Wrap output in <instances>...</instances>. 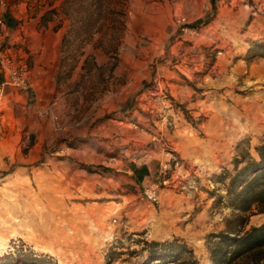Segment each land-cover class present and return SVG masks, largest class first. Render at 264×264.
Segmentation results:
<instances>
[{
  "label": "rangeland",
  "instance_id": "1",
  "mask_svg": "<svg viewBox=\"0 0 264 264\" xmlns=\"http://www.w3.org/2000/svg\"><path fill=\"white\" fill-rule=\"evenodd\" d=\"M11 2L58 40L55 51L13 56L32 81L23 102L0 86V264H26L29 251L33 264H140L142 239L182 240L213 264L208 236L233 217L229 179L264 146V0ZM34 62L46 70L42 85ZM86 117L105 121L103 143L77 135ZM96 142L103 165L93 154L77 160L81 143ZM125 164L155 172L140 197L108 196L120 193L108 173ZM92 182L106 193L92 194ZM149 187L158 203L145 198ZM137 204L141 215H165L163 233L149 211L130 228ZM242 215L244 230L264 222L257 208Z\"/></svg>",
  "mask_w": 264,
  "mask_h": 264
},
{
  "label": "trees",
  "instance_id": "2",
  "mask_svg": "<svg viewBox=\"0 0 264 264\" xmlns=\"http://www.w3.org/2000/svg\"><path fill=\"white\" fill-rule=\"evenodd\" d=\"M259 159L251 160L230 177L226 186V204L233 217L226 220L225 229L208 236L207 248L213 264H264V222L244 230L242 215L257 208L264 212V146L258 147ZM238 162V161H237ZM147 253L140 264H199L193 248L179 239L140 241ZM134 251H132L133 253ZM26 264L36 261L29 251ZM44 264H56L44 256ZM30 262V263H29Z\"/></svg>",
  "mask_w": 264,
  "mask_h": 264
},
{
  "label": "crops",
  "instance_id": "3",
  "mask_svg": "<svg viewBox=\"0 0 264 264\" xmlns=\"http://www.w3.org/2000/svg\"><path fill=\"white\" fill-rule=\"evenodd\" d=\"M12 0H7V5L5 8H0V48L6 54L7 57H17L21 55L22 49L26 48L28 49V55H33V53L38 52L40 49L44 50L45 48L49 49L50 51H55L57 46V33L53 32L50 29H45L42 25V22L37 17L32 18L29 14H22V8L21 4H15V2H11ZM22 20V22H19ZM49 39V42L46 40ZM21 46V47H20ZM52 53V52H51ZM31 59H33L31 57ZM31 63V62H30ZM31 78L34 83L41 84L42 81L47 79L46 76V70L44 69V66L37 65L36 62L32 64V67L30 68ZM6 73L4 71V77L0 71V86L3 84V81L5 79ZM4 86V85H3ZM2 86V88H3ZM7 95H10V100H13L14 102H23L24 99H26L25 94L27 96L28 93L30 94L31 91H22L17 90L16 88L11 87L10 85H7L6 87ZM81 90V89H80ZM45 102V101H43ZM87 118L82 119V122H88L86 127H79L76 132L77 135H89L92 137L93 140L100 141V143H103V138L107 137L108 130L106 127L105 121H98L95 122L94 118L88 119ZM84 130V132H83ZM92 144V143H91ZM87 147V148H86ZM99 142L94 143V146L91 148L89 147V144L85 145L81 143L74 151L76 153L77 160L81 161L86 159L88 157L89 159L92 156V154L95 156V162H101L103 165L105 163L104 158L105 156L104 151L99 150ZM94 158V157H93ZM101 159V160H100ZM110 164V163H107ZM151 165H137L134 166H128L127 164L118 166L115 170V175H111L110 173L108 177H112L114 184L118 187L120 190V193L117 195H108V196H115V197H140V193L138 194L137 191H140L141 188H144L148 186L152 182L151 177L155 172L152 170ZM78 174L82 175L83 177H87L85 173H83L82 170L77 169ZM106 175V173H104ZM101 178L100 174L92 173L88 175V178H91L90 180H97L94 179L95 177ZM106 179V178H105ZM110 179V178H108ZM98 181V180H97ZM130 183L134 190L132 192L127 189L126 184ZM96 184L92 182V186H90V192L94 195H100L105 194V188L101 191L100 189H96ZM153 185V184H152ZM115 186V185H114ZM115 186V188H116ZM108 188H110L108 186ZM98 190V191H96ZM170 189L162 188V191L168 192ZM162 197H168L167 193H162ZM121 202H118L120 204ZM147 204V203H146ZM148 208L150 205H148ZM104 210H107L109 207H104ZM140 206L137 204L134 205L132 210H130V215L128 219V225L130 224V228H134L142 219H147V212L149 211L152 214V218L154 220H151L148 218L149 222L153 225H155V222L157 223L159 221L160 224L157 226L158 230L161 231V229H165L166 226L161 225V219L160 217H164L165 215L163 213H157L155 212L154 216L151 210L144 211L146 214H139L137 213ZM149 215V214H148ZM147 216V217H146ZM117 217L113 216L112 219ZM127 225V226H128ZM129 228V226H128ZM163 233V231H161ZM159 233V232H158Z\"/></svg>",
  "mask_w": 264,
  "mask_h": 264
},
{
  "label": "built area",
  "instance_id": "4",
  "mask_svg": "<svg viewBox=\"0 0 264 264\" xmlns=\"http://www.w3.org/2000/svg\"><path fill=\"white\" fill-rule=\"evenodd\" d=\"M1 23V20H0ZM0 64L3 70L6 73L5 79L3 81V85H11L17 87L22 90H27L31 88L32 81L28 77L27 71L23 66L15 64L12 57H7L6 54L0 48ZM1 88V87H0ZM175 166L178 165V161L174 163ZM169 169L168 164L162 165V172L165 174V171ZM170 181L169 177H162V184H166ZM145 198L150 201L151 203H158L159 197L157 195V190L153 187L145 188L144 189ZM113 222H116V218L112 219Z\"/></svg>",
  "mask_w": 264,
  "mask_h": 264
},
{
  "label": "bare ground",
  "instance_id": "5",
  "mask_svg": "<svg viewBox=\"0 0 264 264\" xmlns=\"http://www.w3.org/2000/svg\"><path fill=\"white\" fill-rule=\"evenodd\" d=\"M255 106H256L257 110H259L258 105H255ZM42 226H43V225H42ZM42 226H41V227H42ZM51 233H52V235H54V231H53V230L51 231ZM39 234H40L41 236H45L46 234H50V233L47 232V231H45V234H44L43 232L41 233V231H40ZM55 234H56V233H55ZM50 235H51V234H50Z\"/></svg>",
  "mask_w": 264,
  "mask_h": 264
}]
</instances>
